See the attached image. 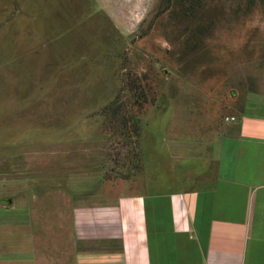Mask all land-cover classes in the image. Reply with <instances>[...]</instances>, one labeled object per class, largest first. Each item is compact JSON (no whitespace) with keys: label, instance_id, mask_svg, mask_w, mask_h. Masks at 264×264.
I'll list each match as a JSON object with an SVG mask.
<instances>
[{"label":"rangeland","instance_id":"374dc122","mask_svg":"<svg viewBox=\"0 0 264 264\" xmlns=\"http://www.w3.org/2000/svg\"><path fill=\"white\" fill-rule=\"evenodd\" d=\"M250 88L264 92V0H0V254L36 258L56 234L22 224L32 210L49 225L61 197L115 194L157 140Z\"/></svg>","mask_w":264,"mask_h":264},{"label":"crops","instance_id":"0c3cea01","mask_svg":"<svg viewBox=\"0 0 264 264\" xmlns=\"http://www.w3.org/2000/svg\"><path fill=\"white\" fill-rule=\"evenodd\" d=\"M233 95L229 115L220 117L217 101L203 125L194 118L196 134L178 130L177 137L157 140L159 149L142 154L139 174L126 177L115 194L87 198L92 203L61 197L68 216L49 225L44 220L52 217L39 215V223L32 210L24 218L30 222L21 223L36 224L43 234L53 229L55 237L45 239L43 253L35 242L36 258L17 260L11 247L0 264H264V92ZM186 137L191 147L182 142ZM160 171L168 176L154 179ZM16 199L9 206L17 210ZM67 219L74 220L69 233L62 227Z\"/></svg>","mask_w":264,"mask_h":264},{"label":"built area","instance_id":"2783aa9c","mask_svg":"<svg viewBox=\"0 0 264 264\" xmlns=\"http://www.w3.org/2000/svg\"><path fill=\"white\" fill-rule=\"evenodd\" d=\"M232 120H234V118H232Z\"/></svg>","mask_w":264,"mask_h":264}]
</instances>
